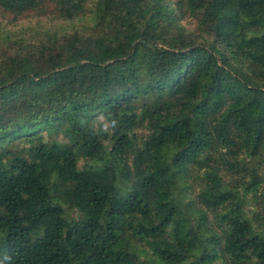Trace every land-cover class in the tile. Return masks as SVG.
<instances>
[{
    "label": "trees",
    "instance_id": "16d2710c",
    "mask_svg": "<svg viewBox=\"0 0 264 264\" xmlns=\"http://www.w3.org/2000/svg\"><path fill=\"white\" fill-rule=\"evenodd\" d=\"M0 264H264V0H0Z\"/></svg>",
    "mask_w": 264,
    "mask_h": 264
},
{
    "label": "clouds",
    "instance_id": "9594fccd",
    "mask_svg": "<svg viewBox=\"0 0 264 264\" xmlns=\"http://www.w3.org/2000/svg\"><path fill=\"white\" fill-rule=\"evenodd\" d=\"M113 123H115V122H113Z\"/></svg>",
    "mask_w": 264,
    "mask_h": 264
}]
</instances>
